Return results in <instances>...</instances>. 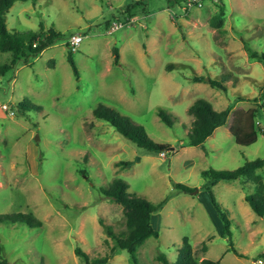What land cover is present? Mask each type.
I'll return each instance as SVG.
<instances>
[{"label":"rangeland","instance_id":"obj_1","mask_svg":"<svg viewBox=\"0 0 264 264\" xmlns=\"http://www.w3.org/2000/svg\"><path fill=\"white\" fill-rule=\"evenodd\" d=\"M221 5L227 14L220 28L211 18ZM115 20L123 23L116 31ZM7 22L26 31L54 24L63 36L6 71L1 67L14 54L0 50V213L34 212L43 221L36 228L0 223V264H84L78 247L91 258L110 252L116 241L108 227L116 233L126 228L124 205L101 190L116 176L132 193L155 203L166 199L153 219L161 235L139 247L140 264H175L186 236L198 264L204 258L264 264V217L246 200L258 184L242 177L213 187L232 219L233 243L246 253L241 257L229 251L206 189L210 178L203 175L264 158V61L250 53V47L264 53V0H19ZM79 32L85 38L74 52L76 77L68 40ZM210 78H225L228 90ZM199 97L218 110L235 106L204 146H183L194 120L189 107ZM20 102L29 104L23 114ZM101 102L179 151L140 148L95 116ZM255 107L258 139L239 144L231 124L241 110ZM160 108L173 125L163 121ZM256 173L264 178V166ZM179 182L193 189L180 190ZM106 264L133 263L119 249Z\"/></svg>","mask_w":264,"mask_h":264},{"label":"trees","instance_id":"obj_2","mask_svg":"<svg viewBox=\"0 0 264 264\" xmlns=\"http://www.w3.org/2000/svg\"><path fill=\"white\" fill-rule=\"evenodd\" d=\"M19 0H0V50L11 51L14 59L11 64L1 67L2 71L12 69L17 60L28 62L31 57H38L47 47L56 43L63 33L55 27L54 24L49 28L41 27L40 30H14L8 26L7 13L10 11L15 2ZM227 14V7L220 6V11L211 18L213 26L222 27ZM74 50L69 48L68 60L72 65L74 75L80 76V69L74 57ZM250 53L253 58L264 61V53H259L250 47ZM116 62H120L119 48L115 47ZM172 67V65L170 66ZM210 82L214 87L228 90V86L224 79L210 78ZM264 99V95H263ZM243 100V98H239ZM257 100V99H255ZM27 103V104H26ZM20 102L18 112L22 113L24 107L29 108L28 102ZM235 103H230L225 109L218 110L212 101L205 97L197 98L189 107V113L194 116L191 128L188 132L187 142L183 146H204L206 140L215 132V130L226 124L229 115L234 108ZM259 108L255 107L250 110H241L235 120L231 124V132L234 134L236 141L242 145H250L257 141L259 130L256 123V116ZM159 113L168 125H173L174 119L172 115L164 108L159 109ZM23 114V113H22ZM96 117L107 120L116 130L126 139L133 141L140 148H144L149 152L168 154L176 153L179 147H172L168 143H161L152 138L144 125L136 122L131 116L122 113L117 108L101 102L94 110ZM264 166V158L257 157L253 160L246 161L243 165L229 170H219L215 168L206 169L203 175L210 178L211 183L206 189L210 192L213 204L215 205L219 217L223 221L224 234L229 238L230 249L239 256H245V252H241L233 243L232 238V219L229 213L223 208L222 204L217 200L213 187L221 180L231 181L242 177L252 178L258 184L256 194H247L246 200L250 203L255 212L264 217V178L256 171ZM86 172V171H84ZM180 190L188 191L193 188L184 183H177ZM129 182L123 177L116 176L107 186L101 188L103 194L113 201L124 205L126 216V228L120 233H116L112 227H108V232L114 236L116 244L106 255L91 258L89 254L81 248H77L76 252L85 257L84 264H106L114 256L115 251L119 249L127 250L133 264H140L138 257L139 247L152 236L159 237L161 231L154 225V215L161 210L166 203V199L155 203L148 198L132 193ZM0 223H21L28 224L31 227H41L43 221L38 218L34 212H17V213H0ZM166 263L168 262L165 259ZM175 264H198L193 244L189 237L184 238V244L180 248L178 259ZM201 264H225L221 260L204 258Z\"/></svg>","mask_w":264,"mask_h":264},{"label":"built area","instance_id":"obj_3","mask_svg":"<svg viewBox=\"0 0 264 264\" xmlns=\"http://www.w3.org/2000/svg\"><path fill=\"white\" fill-rule=\"evenodd\" d=\"M122 26H123L122 22L115 20L112 23V30L116 31V30L120 29ZM84 38L85 37H84L82 32L75 33L68 40L69 48H71L74 51L78 50V47L81 44V42L84 40ZM261 262L264 263V260H261Z\"/></svg>","mask_w":264,"mask_h":264},{"label":"water","instance_id":"obj_4","mask_svg":"<svg viewBox=\"0 0 264 264\" xmlns=\"http://www.w3.org/2000/svg\"><path fill=\"white\" fill-rule=\"evenodd\" d=\"M198 191V190H197Z\"/></svg>","mask_w":264,"mask_h":264}]
</instances>
